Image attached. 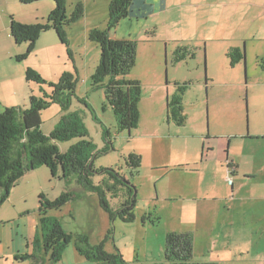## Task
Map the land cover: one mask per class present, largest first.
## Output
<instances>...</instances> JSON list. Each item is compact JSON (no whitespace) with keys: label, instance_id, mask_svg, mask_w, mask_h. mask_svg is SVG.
<instances>
[{"label":"rangeland","instance_id":"rangeland-1","mask_svg":"<svg viewBox=\"0 0 264 264\" xmlns=\"http://www.w3.org/2000/svg\"><path fill=\"white\" fill-rule=\"evenodd\" d=\"M86 1L88 20L65 28L67 35L73 37L69 46L76 54L74 58L78 78L69 112H75L82 118L89 133V140L93 142L97 152L105 147L103 129H107L111 134V147L94 158L93 167L119 172L135 187V220L127 224L116 218L111 222L108 215L98 206L96 196L90 193L70 202L66 208L63 206L50 211L54 213L52 218L61 221L67 233L85 234L92 244H97L107 230L113 227V238L107 242L105 249L108 252L119 250L126 264L162 262L166 234L185 231L193 235L194 262L264 264V177L252 181H245L243 177L245 172L250 170L253 161L264 164V140H241L246 131L249 137H252V134L264 136V71L259 67L261 61H264V41L249 40L245 48V65L243 60L241 66L234 71L221 50L209 55L208 60L206 55H202L196 61L172 65V57L170 58L169 54L165 57V51L159 43H148L143 33L136 35L135 38H139L136 62L126 78L141 83L142 91L138 104L141 118L138 130L118 133L117 121L106 104L104 88L93 89L91 85L90 76L99 61L98 46L90 42L86 57L83 53L78 55L80 51L75 48V44H78L82 52L85 50L83 41L87 39L89 28H106L105 0H67L66 17L70 16L78 2L85 4ZM33 5L43 14L40 17L47 18L54 9L50 8L55 4L51 0H44L40 4H22L20 7L24 10L20 11L33 17ZM261 17L254 28L260 25V37L264 38V13ZM48 33L55 37L54 32ZM64 50L58 55V51L54 49L52 57L56 60L61 56L56 65L64 70L63 72L74 73L72 62ZM27 62L31 67L37 68L36 72L43 79L45 77L41 72L46 77H51L53 72L45 68L47 62L44 49H36L29 55ZM198 75L201 76L200 79ZM204 75L210 82L205 84ZM57 77L56 80L59 79ZM165 80L169 83L167 87L164 86ZM174 82H178L182 90L186 88L182 93L183 114L187 120L184 127L176 126L173 121L166 124L165 105L160 99L162 92L165 95L166 92H173L172 87H176ZM184 82H191V85L184 87ZM46 93H50L48 87ZM79 99L84 100L88 107L80 103ZM153 110L159 113V117L163 119L162 123L155 121ZM58 111L59 107L52 106L41 112V131L45 135L57 124ZM155 118L157 119V116ZM150 131L154 134L149 135ZM207 132L211 138L230 137L232 157L241 164L240 179L235 180L233 176H229L231 182L235 180L237 188L244 186L241 191L235 193L236 207L230 208V212L227 210V200L221 203L204 202L193 205L182 202V197H177L178 200L171 202L165 199V180L169 178H163L166 168L161 166L173 162L175 154L181 155L180 152L184 149L196 148V151L200 152ZM75 142L76 140L59 143L60 152L65 153ZM130 153H137L142 158L138 172L133 175L125 167V158ZM232 170L233 168H228L229 174L234 172ZM212 175H216V172ZM260 175L264 176V172ZM182 177L187 181L194 180L189 175ZM92 180L98 184L102 176L95 175ZM223 184V192H230L227 183ZM62 188H65V184L59 173L51 177L49 170L43 167L24 174L13 189L12 200L20 201V205L30 212L39 214L40 223V219L48 215L39 209V195L42 194L45 200L52 201L59 196ZM187 196H190V193H185L183 197ZM246 196L249 199H246ZM107 199L113 210L123 202V196H107ZM155 218H158V221ZM42 232L45 233L44 228L39 224V241L42 240Z\"/></svg>","mask_w":264,"mask_h":264},{"label":"trees","instance_id":"trees-1","mask_svg":"<svg viewBox=\"0 0 264 264\" xmlns=\"http://www.w3.org/2000/svg\"><path fill=\"white\" fill-rule=\"evenodd\" d=\"M18 1L20 4L29 5L41 0ZM51 1L55 4L54 9L44 23L25 25L11 20L9 34L14 43L27 44L26 51L17 55L15 60L18 62L26 60L33 53L41 33L53 30L58 41L66 47L74 73L63 72L56 82H51L45 81L36 71L26 69L25 81L46 86L50 93L47 94L41 89L40 96L30 95L28 108L9 107L0 113V206L8 199L11 190L26 172L44 167L49 170L51 177L59 173L65 188L52 201L45 200L42 194L39 195V209L43 213L48 215L50 211L58 210L90 193L96 196L98 206L108 215L111 222L118 218L124 223H133L137 202L135 187L119 172L93 167L94 158L111 147V134L107 129H103L105 147L97 152L95 145L89 140V133L82 118L75 112H69L78 78L65 28L77 23L84 16V5L78 2L70 16L66 17L67 0ZM132 2L133 0H110L106 28L92 29L87 35L88 40L99 48V61L90 76L91 85L93 89L104 88L106 104L111 108L117 121L118 133H129L137 129L140 118L138 104L142 91L141 83L126 78L135 66L137 42L114 40L109 36V32L128 17ZM185 51L186 48H177L172 55L171 64H178L186 57L194 58L193 53L185 54ZM227 58L230 67L244 60L243 54L237 49L231 50ZM259 67L264 71V61H261ZM175 85L176 92L166 103V118L167 121H173L176 126L181 127L186 122L182 106V93L186 88L182 90L179 84ZM187 85L183 84L184 87ZM78 101L88 107L84 100ZM52 105H58L62 115L53 130L45 135L41 131V112ZM72 140L76 142L70 145L65 153H61L58 144ZM141 163V156L136 153H130L125 158V167L131 175L138 172ZM95 175L102 176L98 184L92 180ZM107 196L111 198L123 196V202L113 210L109 206ZM155 219L158 221V218ZM40 224L45 231L42 232V240L39 241L38 237H35L33 242L35 252L24 255L21 260L29 261L30 264H55L60 261L65 248L72 244L76 252L88 262L126 264L119 250L108 252L105 249L107 242L113 238V227L107 230L97 244H92L85 234L65 232L61 221L52 216L41 218ZM38 250L42 253L41 257L36 256ZM192 254V234L169 232L165 236L163 261L157 264H218L194 262Z\"/></svg>","mask_w":264,"mask_h":264},{"label":"crops","instance_id":"crops-1","mask_svg":"<svg viewBox=\"0 0 264 264\" xmlns=\"http://www.w3.org/2000/svg\"><path fill=\"white\" fill-rule=\"evenodd\" d=\"M43 1L41 0L36 3L40 4ZM109 2L110 0H105L106 8ZM21 5L18 0H0V113L9 107L26 109L29 106L30 95L38 97L41 95V89L47 91L46 86H39L25 81L26 69L31 68L34 71L37 70L35 66H30L27 62L28 58L22 62L15 60L17 55H21L26 51L27 44L16 45L14 43L9 34L11 20L25 25L38 22L44 23L46 21V16L40 17L43 14L39 13L40 10L36 5H33L35 6V14L33 17L22 13L20 10L24 9L20 7ZM83 5L84 16L75 25L81 23L83 20H88L87 1ZM53 8L54 5L50 9L52 10ZM263 13L264 1L261 0H133L132 5L129 7L128 17L121 20L118 26L109 32V36L114 40H132L138 44L139 38H135V36L143 33L148 43L157 42L161 45L165 51V57L169 54L171 58L174 51L180 47L186 48L185 54H194V58L186 57L178 64L186 63L187 61H196L202 55H206L208 60L209 55L219 53L220 50L227 58V54L231 50L237 49L243 54L245 65V48L247 42L249 40L264 41V38L260 37L261 26L258 25L256 29L254 28V25L262 18ZM92 17H95V15H92ZM95 28H89L88 32ZM50 31L53 32V30H49L41 33L34 51L36 49H44L47 62L45 68L47 71H52L53 73L51 77H46L43 72H41V75H44L43 77H45L44 79L46 81L56 82L57 80L55 78L58 76V79L64 70H61L56 65V62L60 61L61 56L57 57L58 59L56 60L53 59L52 51L56 49L58 55H61V50H64V48L66 50V47L58 41L56 35L53 38L48 33ZM67 39L68 45L71 44L73 37L67 35ZM83 42L85 47L83 52L80 50L78 44H75V48L80 51V53H77L78 55L83 53L86 57L88 49H90L88 37ZM21 45L25 46L20 47ZM241 46H243V49H241ZM69 49H71L70 46ZM70 51L73 53L74 58L75 52L72 49ZM242 62L243 60L230 68L235 71L241 66ZM200 77L198 75V79ZM204 81L205 84L209 81L205 75ZM174 83L179 84L178 82ZM184 83L191 85V82ZM168 85L169 83L165 80L164 86L167 87ZM172 88L174 90L171 94L166 92L165 95L162 92L163 99L162 97L160 98L165 105V110L167 100L176 92V87ZM52 106L59 107L58 105ZM61 115L62 112L59 107V111L56 114L58 120ZM153 116L155 121L162 123L163 119L159 117L158 112L153 110ZM156 116L157 119L155 118ZM168 123L170 122L166 118V124ZM150 132L149 135L154 134L152 131ZM247 133L248 131H246L245 136L241 137L242 141L264 140V136H261L262 134H252V137H249ZM180 154H175L176 158L173 162L171 161L161 166L166 168V171L163 173V178H169L165 180L167 189V198L165 199L171 202L178 200L177 197H182V202H188L193 205L204 202L221 203L223 200H227L226 206L228 212H230V208L235 209V193L238 190L241 191L244 186L240 185L238 188L235 186L234 181L236 178L240 179L241 177V164L239 160L232 157L231 138L228 136H224L221 139L211 138L209 132H207L206 136H204L200 152L194 148L193 150L184 149ZM228 168H233L232 171L234 172L229 174ZM215 172L216 175H212ZM263 172L264 164L254 163L253 161L250 170L245 172L243 177L246 179L245 181H252L259 177H264L260 175ZM181 174L189 175L194 180H184ZM227 175L233 176L235 179H233L232 185H229L226 181ZM223 182L227 183L230 187V192H223ZM13 189L8 199L0 206V264H30L29 261H24L20 258L35 252L33 242L39 233V214L30 212V210L20 205V201H13ZM185 193H190V196L183 197ZM242 197H244V194ZM246 199H249L248 196H246ZM69 204H66L64 208ZM48 215L53 216L54 213L49 212ZM262 217H264V214H262ZM258 223L260 222L258 221ZM63 229L66 232L64 227ZM177 233L191 234L188 231ZM36 256L41 257L42 253L38 250ZM55 264L94 263L88 262L81 257L76 252L74 246L70 244L63 251L60 261Z\"/></svg>","mask_w":264,"mask_h":264},{"label":"built area","instance_id":"built-area-1","mask_svg":"<svg viewBox=\"0 0 264 264\" xmlns=\"http://www.w3.org/2000/svg\"><path fill=\"white\" fill-rule=\"evenodd\" d=\"M226 181L228 182V184H232L231 179L229 178V175H227Z\"/></svg>","mask_w":264,"mask_h":264}]
</instances>
